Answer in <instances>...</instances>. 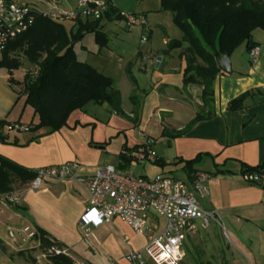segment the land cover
Here are the masks:
<instances>
[{
	"label": "crops",
	"instance_id": "obj_1",
	"mask_svg": "<svg viewBox=\"0 0 264 264\" xmlns=\"http://www.w3.org/2000/svg\"><path fill=\"white\" fill-rule=\"evenodd\" d=\"M41 1L43 7L51 10L57 7L72 12L77 6L76 3L74 8H67L61 0ZM142 32L144 34V30ZM154 37L150 31L149 43L140 41L142 66L145 55L154 53ZM253 41L262 50L257 63H251L247 49L242 58L236 56L235 51L230 56L233 74L222 72L214 82L213 117L194 124L190 129L203 106V87L184 83L187 64L182 54L187 45L165 53L163 65H154L151 81V71L144 68L147 72L144 84L134 78L131 71L123 88H119L114 80L115 89L121 94L122 112H116L108 103H90L72 112L66 126L53 133L48 128L34 130L39 124V116L26 105L23 83L29 71L23 64L30 63L26 57L20 60L21 67L12 72L0 67V120L31 129L22 133H4L8 144L0 142V155L33 171L77 161L82 166V176L113 166L123 172L133 171L136 176H169L183 180L190 187L197 173H206L210 176V196L201 201L202 207L216 211L221 222V225L217 224L228 223L236 245L253 256L256 264H264V186L250 184L243 178L250 168L264 171V102L259 103L257 97L248 98L242 109L228 110L229 103L243 94L255 90L264 92V31H254ZM165 43L170 46V41ZM10 57L19 59L15 52ZM3 58L4 54L0 55V62ZM83 63L112 78L108 70L103 72L95 64ZM132 95L136 96L134 103ZM165 130L168 133L186 130V133L170 138L165 136ZM149 138L155 140L156 164L135 159ZM201 155L204 157L193 165V173L189 174L185 169L186 162ZM19 190L20 207L25 210L13 211L3 217L5 223L22 220L41 228L64 244L67 252L83 242L79 221L89 199L83 184L49 181L36 191L30 190L28 185ZM210 225L199 222L202 230H207ZM198 232L187 239L194 242L199 237ZM91 237L99 243L109 239L117 242L123 245L127 254L141 251L147 244L145 235L134 233L119 219L95 229ZM186 240L185 257L188 253Z\"/></svg>",
	"mask_w": 264,
	"mask_h": 264
},
{
	"label": "trees",
	"instance_id": "obj_2",
	"mask_svg": "<svg viewBox=\"0 0 264 264\" xmlns=\"http://www.w3.org/2000/svg\"><path fill=\"white\" fill-rule=\"evenodd\" d=\"M105 1L108 5L105 16L110 20H122V12H118L112 5V0ZM161 6L174 15V22L183 33L182 40L172 42L170 49L187 45L182 54L187 64L185 85L203 87V106L189 126L190 129L194 124L214 115V82L222 74L218 60L224 55L231 56L243 44H246L248 53L257 47L253 41V33L256 30L264 31V0H161ZM101 20H80L69 31L63 23L54 22L39 14L34 26L12 42L4 52L0 67L11 72L19 69L21 62L17 58H11L10 54L22 51L26 59L39 69L34 77L28 73L23 83L26 105L33 108L39 116V124L34 130L48 128L50 133L59 131L66 126L72 112L83 109L90 103H108L116 112H122L121 94L115 89L114 80L90 64L80 62L74 49L75 43L84 34L98 31ZM96 40L101 46L107 44V38L102 32L96 33ZM131 80L135 83L132 77ZM256 97L259 103L264 102V92L255 90L231 101L228 110L238 111L248 98ZM135 99L136 96L132 95L133 103ZM6 124V121L0 120V130ZM185 133L186 130L164 132L170 138L180 137ZM0 142L8 144L7 137L1 131ZM14 144L18 145L16 142ZM203 157L201 155L186 162L185 169L189 174L193 173V165ZM260 170L250 168L247 172ZM35 176L36 171L0 155V201L14 193L18 185H28ZM24 210L20 206L14 207L16 212ZM37 231L39 249L43 253L47 254L52 247L65 249L64 244L52 238L45 230L37 228ZM47 259L51 264H77L70 255H47Z\"/></svg>",
	"mask_w": 264,
	"mask_h": 264
},
{
	"label": "built area",
	"instance_id": "obj_3",
	"mask_svg": "<svg viewBox=\"0 0 264 264\" xmlns=\"http://www.w3.org/2000/svg\"><path fill=\"white\" fill-rule=\"evenodd\" d=\"M107 10L105 0H77V6L72 12L57 7L43 12L24 0H0V55L34 26L39 14L54 22L75 24L80 20H101ZM122 19L129 28L142 27L144 34L141 43H149L151 28L144 15L122 13ZM261 53L260 47L253 48L248 53L251 63H257ZM163 62L158 58L155 65L161 67ZM37 74L38 71L32 76ZM30 130V127L23 124H6L0 131L4 134ZM135 159L156 164L158 156L155 140L147 139ZM81 169L82 166L77 161L41 168L28 184L29 189L39 190L49 181H75L83 184L89 199L79 224L86 237L95 229L111 224L116 219L126 223L134 233L147 237L144 249L126 256L129 263L148 264L152 261L155 264H181L185 258V240L189 235L197 233L199 222L210 225L214 221L221 225L218 213L207 211L201 205V201L210 196V176L206 173H197L190 187L183 180L169 176H136L133 171L123 172L113 166L97 169L90 176H82ZM243 178L250 184L264 186L263 170L247 172ZM5 203L13 208L21 206V197L10 194L0 201V205ZM161 218L166 221L164 227H161ZM7 233L10 241L18 247L23 248L31 243L40 246L37 228L31 224L9 227ZM61 254L69 255L65 249L52 247L44 257Z\"/></svg>",
	"mask_w": 264,
	"mask_h": 264
},
{
	"label": "rangeland",
	"instance_id": "obj_4",
	"mask_svg": "<svg viewBox=\"0 0 264 264\" xmlns=\"http://www.w3.org/2000/svg\"><path fill=\"white\" fill-rule=\"evenodd\" d=\"M61 1L67 8H74L77 3V0ZM24 2L35 5L40 11L51 10L49 7H43L41 0H24ZM112 2L118 12L145 16L155 36L154 53L145 55L142 66L143 59L139 50L143 36L142 27L129 28L125 20H110L104 15L97 32H102L106 36L107 44L101 46L97 42L96 31L84 34L83 38L74 45L78 60L95 64L103 72L108 70L119 88H123L126 79L128 81L129 71L141 84L147 82L146 73L151 71L149 77L151 81L156 59L161 58L164 61V54L170 50V46H166L165 42L170 41L169 44H171L174 41H181L182 33L176 26L172 13L162 9L161 0H112ZM63 24L69 31L74 26H70L67 22ZM235 51V55L242 58L246 55V44ZM15 54L19 61L25 57L22 51ZM23 66L31 75L38 71V68L30 63L25 62ZM143 68L147 70L146 73ZM20 188L19 185L15 187L12 194L19 196ZM0 206L2 207L0 208V264H51L44 257L45 253L35 245L36 243L21 248L10 241L7 229L22 226L25 223L22 220L5 223L3 217L13 214L14 208L6 203ZM160 224L164 227L165 219L161 218ZM210 224L207 230L199 228V232L197 231L199 237L194 242L186 238L188 253L181 264H256L253 256H249L236 245L227 222L222 221V226L214 221ZM80 234H82L83 242L73 246L71 252L68 251V254L78 261H76L77 264H132L126 260V256L130 253L127 254L123 245L113 243L110 239L99 243L91 235L86 237L82 230ZM148 264L155 263L149 261Z\"/></svg>",
	"mask_w": 264,
	"mask_h": 264
},
{
	"label": "water",
	"instance_id": "obj_5",
	"mask_svg": "<svg viewBox=\"0 0 264 264\" xmlns=\"http://www.w3.org/2000/svg\"><path fill=\"white\" fill-rule=\"evenodd\" d=\"M218 67L226 75H232V63L230 59V55H224L218 60Z\"/></svg>",
	"mask_w": 264,
	"mask_h": 264
}]
</instances>
